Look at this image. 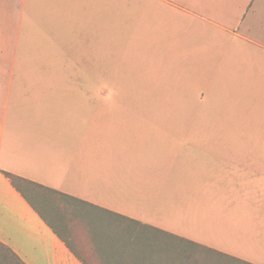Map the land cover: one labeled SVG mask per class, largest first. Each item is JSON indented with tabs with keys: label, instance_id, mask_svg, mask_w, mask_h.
<instances>
[{
	"label": "crops",
	"instance_id": "0c3cea01",
	"mask_svg": "<svg viewBox=\"0 0 264 264\" xmlns=\"http://www.w3.org/2000/svg\"><path fill=\"white\" fill-rule=\"evenodd\" d=\"M69 1L0 0V242L26 264H90L8 172L242 264H264V150H116L113 138L104 141L116 107L104 105L100 80L85 76L102 75L103 48L117 45V0H85L74 23ZM156 1L195 22L193 34L206 27L258 48L262 66L247 72L253 89L263 88L264 0ZM21 58L77 60L60 73L83 80L24 82ZM239 108L224 118L229 138L245 140L264 116Z\"/></svg>",
	"mask_w": 264,
	"mask_h": 264
},
{
	"label": "rangeland",
	"instance_id": "374dc122",
	"mask_svg": "<svg viewBox=\"0 0 264 264\" xmlns=\"http://www.w3.org/2000/svg\"><path fill=\"white\" fill-rule=\"evenodd\" d=\"M69 2L71 9L65 16L74 23L86 4L85 0ZM115 23L117 45L112 53L103 48L102 75L85 76L88 82L100 80L107 95L104 105L116 107L104 141L113 138L116 150H264V127L255 125L245 140L229 138L224 118V113H236L239 103L243 113L256 111L264 116L263 104L259 108L249 104L264 102V86L253 89L254 76L247 72L262 66L258 48L227 33H206V27L193 34L195 22L191 26L189 17L156 0H117ZM19 63L27 83L83 80V76L60 73L64 66L78 67L77 60L21 58ZM51 69L54 73H48ZM133 103L134 108L126 107ZM61 229L80 257L90 264L102 262L83 227H75L74 234ZM157 238L171 240L161 233ZM155 249L167 264H239L207 251L196 258L166 245Z\"/></svg>",
	"mask_w": 264,
	"mask_h": 264
},
{
	"label": "trees",
	"instance_id": "16d2710c",
	"mask_svg": "<svg viewBox=\"0 0 264 264\" xmlns=\"http://www.w3.org/2000/svg\"><path fill=\"white\" fill-rule=\"evenodd\" d=\"M4 174L28 201L31 197L30 203L60 237L65 236L61 228L67 233L74 234L75 227H83L103 264H167L155 249L163 245L175 251L181 249L180 252L186 256L199 258L200 251H207L225 260L242 264L227 255L206 250L198 244L177 236L167 235L171 237V240L157 238L158 230L150 226L23 180L8 172ZM185 247H192L199 252L196 253L193 249L187 250ZM0 264L26 263L12 249L0 242ZM184 264L188 263L184 262Z\"/></svg>",
	"mask_w": 264,
	"mask_h": 264
}]
</instances>
